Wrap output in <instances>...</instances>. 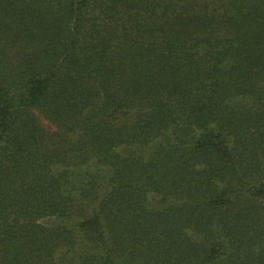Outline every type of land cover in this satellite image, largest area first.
I'll list each match as a JSON object with an SVG mask.
<instances>
[{"label": "trees", "instance_id": "trees-1", "mask_svg": "<svg viewBox=\"0 0 264 264\" xmlns=\"http://www.w3.org/2000/svg\"><path fill=\"white\" fill-rule=\"evenodd\" d=\"M0 264H264V0H0Z\"/></svg>", "mask_w": 264, "mask_h": 264}]
</instances>
